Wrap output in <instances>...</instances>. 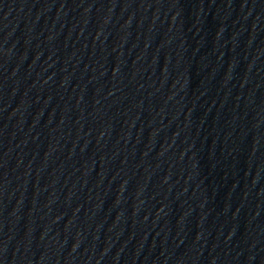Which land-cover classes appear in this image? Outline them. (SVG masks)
<instances>
[{
    "label": "water",
    "instance_id": "1",
    "mask_svg": "<svg viewBox=\"0 0 264 264\" xmlns=\"http://www.w3.org/2000/svg\"><path fill=\"white\" fill-rule=\"evenodd\" d=\"M177 264H264V0H244L213 142Z\"/></svg>",
    "mask_w": 264,
    "mask_h": 264
}]
</instances>
